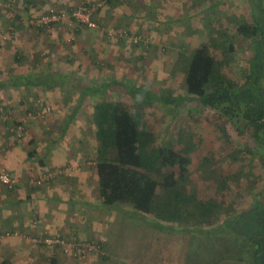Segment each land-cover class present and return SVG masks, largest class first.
<instances>
[{"label":"rangeland","instance_id":"obj_1","mask_svg":"<svg viewBox=\"0 0 264 264\" xmlns=\"http://www.w3.org/2000/svg\"><path fill=\"white\" fill-rule=\"evenodd\" d=\"M57 2L60 3L56 0L36 1L35 7L28 9L33 12L31 16V12L23 10L25 5H22L21 0H0V80L8 81L13 75L26 78L35 73L34 76H37L33 77V82L45 86H24L2 91L5 96L11 92L12 96L9 97L22 101L23 111L18 113V116L11 112L9 119V125L14 121V125L10 127L14 138L22 143L25 133L33 127L31 132L46 137L47 144L62 138L66 152L75 151L76 156L84 157L85 164L90 161L95 168L99 163L96 150V106L105 103L122 104L133 115L138 112L145 113L147 122L153 127L154 141H157L155 146L164 147L172 140L189 158L188 173L178 187L186 197V204L184 208L181 206L179 209L189 210L193 215L186 216L184 212L183 219L179 218L178 223L167 222L169 227L175 231L181 229L179 225L188 229L201 226L205 228L224 216H230L252 205L254 195L262 186L257 175H263L264 170L255 154L245 150L247 141L237 140V133L227 120L222 119L213 110H191V105L174 119L165 105L157 101L147 103L144 97H139L136 103L127 94L134 85L146 87L160 95L171 89L185 94V79L191 54L203 44L212 48L219 59L220 70H223L228 78L243 81L248 70V60L252 55L251 44L240 38L234 39L233 36L241 22L251 21L247 0H69L62 7L57 5ZM91 6L95 10L93 18L98 23L95 28L71 21H65L47 30L30 24L32 18L51 8L70 11ZM78 28L87 31L90 36L78 38ZM95 31H99L101 36L96 35ZM90 39L97 45L99 43V47H85ZM231 43L236 44L235 51L230 50ZM57 72L68 74L66 83L70 80L88 87L93 82L98 87L103 83H112L115 79L123 86L114 85L104 98L91 94L85 97L82 103L77 104L76 99L84 91L78 90L73 94L68 88L59 87L60 75ZM51 82L56 85L53 89L48 88L52 85ZM16 93L21 94L16 96ZM75 110L77 113L72 117ZM18 125L23 128L22 137L17 136ZM28 125L31 127H27ZM224 129L230 135V140L226 143L222 137ZM231 141L234 146L230 145ZM0 167H5L1 161ZM69 169L73 173V169ZM15 177L20 182L14 189H8L1 183L0 187L14 191L23 181L20 177ZM33 178L27 179L28 183L32 184ZM46 178L40 177L43 183L38 185H45ZM90 192L91 203H102L99 194L95 197L94 188ZM162 202L160 200V203ZM199 203H208L214 207L208 222L201 219ZM34 222L38 224L37 220ZM131 222L138 225L137 229L130 228L129 231L138 234L135 242L142 252L139 261L144 263L150 255L162 250L168 235L156 240L154 234L157 235V232H146L152 227V222L146 223L140 219ZM123 229L126 227L123 226ZM158 234L163 235L162 232ZM176 234L173 233L174 236ZM50 236L44 238L33 236L26 231L8 229L0 233V242L11 243L22 239L38 246L42 251L43 247L50 249L52 253L45 258L44 264H57L53 254L67 257L65 259L68 264H108L109 246L106 242L90 240L87 237L75 239L65 234L52 233ZM57 237L63 239L70 249L87 243L94 246V249L89 253L74 256L75 252L72 250L66 251L60 246L46 245L47 238ZM184 238L186 240L178 242V250L189 242L188 237ZM128 239L124 249L127 259L124 261L113 257L111 264H133L131 260L136 256L137 250L132 247L133 236ZM172 246L173 242H170V247ZM8 247L11 246L7 243L1 247L0 264H31L34 261L33 255L30 258L31 263H27L24 255L14 253L15 256H11L12 254L3 250ZM89 254L95 255L96 261H87ZM233 263L228 260L220 262Z\"/></svg>","mask_w":264,"mask_h":264},{"label":"trees","instance_id":"obj_2","mask_svg":"<svg viewBox=\"0 0 264 264\" xmlns=\"http://www.w3.org/2000/svg\"><path fill=\"white\" fill-rule=\"evenodd\" d=\"M247 2L251 21L241 22L233 36L234 39L240 38L251 44L252 55L243 81L228 78L220 70L219 59L212 48L203 44L191 54L185 79V94L171 89L160 95L138 85H134L127 94L136 103L139 97H144L147 103L157 101L165 105L174 119L188 105L192 106L191 110L215 111L232 125L238 141H247L245 150L255 154L264 170V0ZM32 14L33 12L30 15ZM235 47L236 44H230L231 51H235ZM34 74L9 80L4 85L1 84L0 88L9 87L10 84L15 87H45L33 82V77L37 76ZM57 74L60 75L59 87H66L73 94L78 90L90 92L80 93L76 99L77 104L91 94L104 98L114 85L123 86L114 79L109 84L103 83L96 87V83L92 82L87 87L70 80L66 83L68 74ZM51 84L48 88H55L56 85ZM76 113L77 110L72 117ZM95 116L99 159L96 169L102 204L108 208L121 203L130 205L137 212L138 219L146 223L152 222V227L146 232H157L154 239L168 235L162 250L150 255L146 264H220L223 260L234 262L233 264H264V171L263 175H257L262 186L254 195L252 205L230 216H224L205 228L201 226L188 229L179 225L181 229L175 231L167 222L178 223L179 218L183 219L184 212L186 216L192 214L189 210L179 209L186 204L185 195L178 190L190 165L186 152L178 149L172 140L164 147L155 146L157 141H154L153 127L147 122L145 113L133 115L122 104L105 103L96 106ZM222 137L225 143L230 140L227 130L222 131ZM231 144L234 146L232 141ZM160 200L163 202L160 203ZM198 206L202 211V221L208 222L214 207L208 203H199ZM173 233L177 234L174 236ZM184 237H188L189 242L178 250V242L186 240ZM170 242H173L172 247ZM120 249L122 248L117 246L116 251ZM180 250L182 251L179 252Z\"/></svg>","mask_w":264,"mask_h":264},{"label":"crops","instance_id":"obj_3","mask_svg":"<svg viewBox=\"0 0 264 264\" xmlns=\"http://www.w3.org/2000/svg\"><path fill=\"white\" fill-rule=\"evenodd\" d=\"M36 1L38 2V0H21L22 5H25L23 10L29 12L28 9L34 8ZM56 1H59L57 5L62 7L69 0ZM44 4L45 2L43 6ZM78 32L80 35L77 34L78 38L90 36L83 29L78 28ZM95 34L101 36L99 31H95ZM85 47L96 48L99 47V43L97 45L93 39H90ZM17 77L13 75L9 77L10 79L8 78V81ZM8 81L0 80V85ZM12 88L19 87L10 84L9 87L0 88V161L13 176L20 177L23 181L22 185L14 191L0 187V233L13 229L44 238L53 233V235L65 234L75 239L87 237L90 240L106 242L109 246L108 264L113 263V257L124 259V261L127 259L124 249L129 241L128 238L131 239L133 236L132 245H134L132 247L137 250V253L131 261L133 264H146V261L144 263L139 261L142 252L135 242L138 234L129 231L130 228H138L137 224L131 222V220L138 219L137 212L130 205L122 203L110 208L102 203H91L90 190L93 188L96 190V198L99 194L97 165L93 168L90 161L85 164L84 157L76 156L75 151L66 152L62 138L52 140L49 143L51 145L47 144L46 137L32 133L33 127L29 125L27 127L31 129L27 128V130L31 134L27 131L22 143L14 138L13 132L10 131L14 121L9 125L10 115L11 112H15L18 116V113L23 110L20 99L9 97L12 96L11 92L4 95L5 91L12 90ZM21 93H16V96ZM69 168L73 169V173ZM30 177H34L37 181L33 178L34 182L28 183L27 179ZM40 177H47L45 185H38ZM36 220L37 225L34 222ZM123 226L126 229H123ZM0 243V251L1 247L7 243L11 247L3 250L12 254L11 256H15L14 253L24 255L27 263H31L30 258L33 255L34 261L31 264H44L45 258L52 253L50 249L43 247L42 251L38 246L26 240L22 241V239L11 241V243L8 241ZM116 245L122 248L118 252ZM134 246L137 248L135 249ZM87 257H90L87 261L91 259L94 262L97 259L92 254ZM53 258L57 259V264H66L68 261L65 259L67 257L58 254L57 256L53 254Z\"/></svg>","mask_w":264,"mask_h":264},{"label":"built area","instance_id":"obj_4","mask_svg":"<svg viewBox=\"0 0 264 264\" xmlns=\"http://www.w3.org/2000/svg\"><path fill=\"white\" fill-rule=\"evenodd\" d=\"M94 7L91 6L90 8H83L80 7L78 9H72L70 11H62L57 10L54 8L49 9L47 12L34 17L31 19L30 24L35 26L39 29H50L53 28L65 21H71L73 23H77L79 25H85L88 27H97L96 21L93 18L95 14ZM97 11V10H96ZM17 136L22 137L23 135V128L22 126L17 127ZM19 180L13 176L5 167H0V183L6 186L8 189H14L18 184ZM41 180H39V184H41ZM47 246L55 247L60 246L66 251L72 250L75 252L74 256H80L86 253L93 251V247L90 243L74 246L70 249V246H67L65 241L60 237L57 238H47L45 240ZM67 246V247H66Z\"/></svg>","mask_w":264,"mask_h":264}]
</instances>
